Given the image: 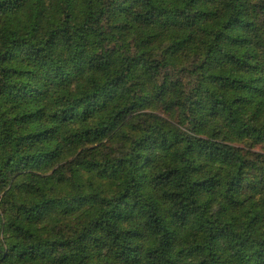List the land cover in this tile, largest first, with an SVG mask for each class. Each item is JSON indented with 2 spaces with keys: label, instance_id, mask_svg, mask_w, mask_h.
Instances as JSON below:
<instances>
[{
  "label": "clouds",
  "instance_id": "obj_1",
  "mask_svg": "<svg viewBox=\"0 0 264 264\" xmlns=\"http://www.w3.org/2000/svg\"><path fill=\"white\" fill-rule=\"evenodd\" d=\"M0 5V264H264V0Z\"/></svg>",
  "mask_w": 264,
  "mask_h": 264
},
{
  "label": "trees",
  "instance_id": "obj_2",
  "mask_svg": "<svg viewBox=\"0 0 264 264\" xmlns=\"http://www.w3.org/2000/svg\"><path fill=\"white\" fill-rule=\"evenodd\" d=\"M189 2L191 3L193 0H189ZM0 7H3V5H0ZM224 27H226V25ZM2 30L3 23L0 22V31ZM2 63L7 64L9 61L5 59L2 61ZM30 71L31 70L28 68L20 69L0 67V95L7 93L9 102L23 101L25 99V95H27L26 91H31V89L28 87V84L25 82V80L28 78L27 74L30 73ZM11 76L17 77L15 82L11 81ZM16 108V104L13 103V107L9 109V112L13 114L9 116L8 120H3V117L7 114L0 112V120H3V124H0V127L7 126L11 128L13 124L18 123L23 125L22 134L24 136H34L36 139H40L39 136L50 130L49 128H37L34 124L33 117L35 116V112L42 111V109L37 108L35 111H16ZM43 155H46V153ZM21 159H23V157H21ZM9 160H11V157ZM5 163L7 164L8 162L6 161ZM53 171L55 172V170ZM17 175H19V173H17ZM15 178L16 177H13V179Z\"/></svg>",
  "mask_w": 264,
  "mask_h": 264
}]
</instances>
